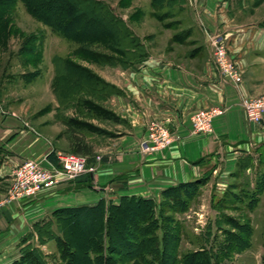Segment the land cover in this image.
Segmentation results:
<instances>
[{
  "label": "rangeland",
  "instance_id": "1",
  "mask_svg": "<svg viewBox=\"0 0 264 264\" xmlns=\"http://www.w3.org/2000/svg\"><path fill=\"white\" fill-rule=\"evenodd\" d=\"M93 1L99 4L85 1L84 6L88 13L100 20L102 26L94 23L87 25L89 22L84 19L81 25L85 27H79L77 30L81 35L84 31L85 38L77 41L34 17L22 0H0V126L2 125L0 171L5 159L12 154V150L21 153L26 160L40 162L48 151L46 138L47 141H51V137L59 151L73 153L79 147L91 159L98 155L102 157V153L94 151L96 143L98 145L104 142L96 139L102 136V132L98 131L97 125L91 120L94 119V115L96 117L103 115L93 106L105 105L98 100L97 94L92 93L100 91L99 94L103 95V92H108L110 86L107 81L110 75L108 68L123 69L117 64L126 60L124 53L135 54L132 59H141L129 69L132 71L147 66L156 69L164 64L168 67L167 70H170L174 62L178 63L179 67L180 65L184 67L183 65L188 62L192 68L201 73L211 70L212 64L209 63H213L214 51H211L212 59L208 60L200 43L202 35L194 26L188 0H184V4L173 3L179 0ZM237 1L232 8L235 20L231 23L246 26L260 21L259 26L264 29L262 27L264 0H245L246 9H240L241 2ZM80 2L84 1L80 0ZM260 6L262 7L256 11ZM244 32H248L247 29ZM260 35L264 37L263 33ZM247 48V46L244 49L239 47V54L243 53L242 60L238 61V56L230 50L228 57L244 76L249 74L247 78L249 86L259 89L262 95L264 94V56H261L262 58L255 56L251 54L252 51H247ZM189 54L192 55L191 60L184 59ZM160 68L163 70L162 67ZM97 120H102V123L107 125L106 120L109 118L102 116ZM262 121L261 119L255 123L260 125ZM3 128L7 129H4V134L1 133ZM13 129L15 131H12ZM3 180L0 178V203L6 199L9 187V183ZM203 184L198 187L194 197L186 195L183 197L188 205L185 211L178 209L180 206L175 199L174 201L164 199L162 195L159 201L154 200L158 211L153 212L152 218L151 215L148 216L147 225L140 227L142 230L146 228L153 230V221L156 217H161L159 226L162 228L158 230V236L163 239L167 233L170 238L166 240L169 242L172 240V244L176 242V238L171 236L178 237L177 260L180 264L184 262V256L201 254L205 250L203 246L207 240L204 232L208 225V205L207 201L203 199L201 202L202 198L200 199L201 194L204 193ZM40 194L24 197L9 205L18 230L12 229L11 232L0 234V264L10 262L14 264L22 258L23 248L16 247L19 237L22 236L20 234L24 232L21 225H26L34 213L41 210L37 207L30 208L24 216L23 213L20 215L15 213L14 206L20 204L30 206L32 200ZM224 208L225 210L221 212L222 218L219 216L215 222H212L214 230L211 233L213 234L211 242L214 245L213 253L217 257L215 262L263 264L264 221L256 220L251 223L254 215L258 216L257 213L253 215L252 220H248L249 213L236 204ZM160 209L164 212L162 216L159 214ZM125 211L126 216L130 215L129 213L136 214V222L142 215L135 207H128ZM120 217L122 218L119 216L118 219H121ZM241 222L246 225L243 233H251L247 238L237 228ZM257 225L260 227L253 235V229ZM33 227L35 232V226ZM67 227L70 233H74L71 240L76 241L78 256L83 257L82 247L86 245V235L80 230L79 225L76 226L72 222ZM33 231L21 238L20 246L26 243L28 238L32 240L35 237L31 246L42 253L48 264H67L60 254L59 243L50 241L42 244L39 237L36 234L34 236ZM242 242H244L243 248H241ZM120 245L116 241L118 248ZM7 249L10 251L5 252ZM150 254L146 263L157 264V255ZM112 256L119 261V264H135L134 260H129L123 254ZM203 258L201 255L199 259L201 264Z\"/></svg>",
  "mask_w": 264,
  "mask_h": 264
},
{
  "label": "crops",
  "instance_id": "2",
  "mask_svg": "<svg viewBox=\"0 0 264 264\" xmlns=\"http://www.w3.org/2000/svg\"><path fill=\"white\" fill-rule=\"evenodd\" d=\"M235 1L188 0L194 26L202 35L200 43L208 60L212 59L209 43L215 36L224 39L231 53L238 56V61L243 59L239 47L244 49L247 46L251 54L260 58L264 56V37H260L264 29L260 28V21L246 26L231 23L235 20L232 13ZM240 2V9H246L247 1ZM245 29L248 32H244ZM191 56L189 54L184 59L191 60ZM175 63L170 70H167L166 64L160 66L163 70L149 66L137 71L108 68L110 75L107 81L120 93L102 100L105 106L101 107L109 113L107 125L96 117L91 120L102 132V136L96 139L104 141L98 145L96 143L94 150L102 153L98 172L92 176L90 183L78 179L63 182L33 199L30 206H14L15 213H23L24 216L30 208L41 209L26 225H21L24 232L20 234L17 249L30 245L35 237L32 240L27 237V242L20 246L21 238L29 235L35 224L53 219L59 209L92 207L101 201L107 205H119L123 197L132 196L159 201L168 189L200 180H204V193L200 199L201 202L203 199L207 201L208 205V225L204 232L208 241L205 240V250L214 249L211 242L214 230L212 222L219 216L222 218L224 206L239 205L249 213L248 220H252L257 213L258 216L254 215L251 223L264 221V116L260 125L249 121L238 103L240 95L231 85L220 81L212 67L201 73L188 62L184 67ZM248 75L243 74L241 94L246 97L261 95L259 89L249 86ZM212 106H227L228 109L214 120L211 134L195 135L192 114L198 109ZM153 122L167 126L174 141L166 148L146 153L141 143L146 140L148 127ZM4 129L2 134L5 133ZM47 140L48 151L43 159L59 151L53 137L51 141ZM11 153L0 171V178L5 183L9 182L8 170L26 160L16 150ZM86 157L89 161L94 160L88 155ZM49 160L55 162L54 156ZM10 208L9 205L0 206V234L17 229ZM259 227L257 225L253 229V235Z\"/></svg>",
  "mask_w": 264,
  "mask_h": 264
},
{
  "label": "trees",
  "instance_id": "3",
  "mask_svg": "<svg viewBox=\"0 0 264 264\" xmlns=\"http://www.w3.org/2000/svg\"><path fill=\"white\" fill-rule=\"evenodd\" d=\"M22 1L34 17L54 28V30L59 33L69 35L77 41L85 38L83 35L84 31L81 35L77 30L79 27H85L81 25L84 19L89 22L87 25L94 23V25L102 26L100 20L96 16L88 13L84 6L85 1L99 4V2L93 0H83L84 2H80V0ZM56 1H58L57 4H55ZM173 3L184 4L185 2L184 0H179ZM262 27L264 28V24ZM86 32L88 31L86 30ZM133 56H135V54L124 53L126 60L121 61L117 65H120L126 70L133 68V65L141 61V59H132ZM99 92L100 91L92 93L98 95L99 101L106 100L112 94L120 93L119 90L111 85L107 93L103 92L104 94L100 95ZM93 107L98 109L99 112L103 114L102 116L109 117L108 111L101 108V106L94 105ZM102 116L96 117L94 115L96 118ZM98 131L100 130L98 129ZM73 153L84 156L88 155L79 147L76 152ZM78 180L90 183L92 182V176L89 174L78 178ZM203 183L204 180H200L199 182L179 185L165 191L163 197L164 199L167 198L173 201L175 199L178 206H180L178 209H180V211H185L188 205L185 203L183 197L185 195L191 198L192 196L194 197L197 194L198 187ZM128 207H135L141 211L142 215L137 218V222L136 214L129 213L130 215L126 216L125 210H127ZM157 211V206H155V201L153 199H143L136 196L123 197L119 205H114L112 203L107 205L105 201H101L99 204L92 207L85 206L59 209L54 213L53 219L37 223L35 225V231L42 244L50 241L59 243L60 254L67 264H119V261L112 256L114 254H123L127 256L129 260H134L135 264H147L146 261L149 255H151L150 253L157 255V264H180V261L177 260L178 237L171 236L176 238V242L172 244V240L171 242L166 240L170 238L167 236V233H165L163 239H160L158 236V230L160 231L162 228L159 226V219L161 217H156V221L152 219L154 220L152 223L153 230L149 228L144 230L140 229V227L149 223L148 216L151 215L152 218V215H154L153 212L155 213ZM163 213L164 212L160 209V216H162L161 214ZM119 216H122V218L120 217L121 219H118ZM71 222L76 226L79 225L80 230L86 235V245L82 247L83 257L78 256L79 252L75 244L76 241L71 240L73 232L70 233L67 227ZM124 222L128 224H123ZM153 225L155 227H153ZM245 226L243 224H238L237 228L243 233ZM155 233L156 236H154ZM228 234L231 236L230 232H228ZM243 234L247 238L251 233L245 232ZM116 241L121 244L120 248L116 246ZM243 243L244 242L241 243V248L244 246ZM22 253V258L14 264H48L46 260H44L42 253L31 246V244L25 246L22 249ZM201 255L204 257L202 259L203 264H217V262H215L217 261L215 260L217 257L212 250H204L201 254H188L183 257L184 262H182V264H201L199 260Z\"/></svg>",
  "mask_w": 264,
  "mask_h": 264
},
{
  "label": "built area",
  "instance_id": "4",
  "mask_svg": "<svg viewBox=\"0 0 264 264\" xmlns=\"http://www.w3.org/2000/svg\"><path fill=\"white\" fill-rule=\"evenodd\" d=\"M209 44L211 51H214L213 72L219 76L220 81L231 85L240 95L238 103L249 121L255 122L263 119L264 94L251 98L243 96L241 94L243 74L229 59L228 45L221 36L211 38ZM227 109V106H212L196 111L191 118L193 133L197 135L211 134L214 120L224 115ZM173 141V134L167 126L153 122L148 127V134L146 140L141 143V148L144 152L150 153L166 148ZM51 155L54 156L55 162L49 160ZM101 161L102 157L99 155L90 162L86 156L63 151H54L40 162L25 160L8 170L7 197L0 203V206L11 205L13 201L24 197L37 196L63 182L74 181L89 174L94 176L98 172Z\"/></svg>",
  "mask_w": 264,
  "mask_h": 264
}]
</instances>
